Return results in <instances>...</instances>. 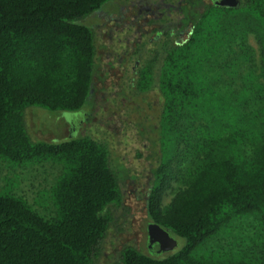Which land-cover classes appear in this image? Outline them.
Instances as JSON below:
<instances>
[{
    "label": "trees",
    "instance_id": "obj_1",
    "mask_svg": "<svg viewBox=\"0 0 264 264\" xmlns=\"http://www.w3.org/2000/svg\"><path fill=\"white\" fill-rule=\"evenodd\" d=\"M109 1L0 0V163L58 169L55 217L39 214L24 193H0V264H97L103 254L129 169L90 136L32 141L24 110L87 104L96 44L80 21ZM193 14L187 36L163 42L154 59L159 116L182 156V184L164 203L178 174L172 159L151 167L144 191L148 223L184 244L157 255L126 243L110 264H264V0H212ZM239 85L241 98L233 97Z\"/></svg>",
    "mask_w": 264,
    "mask_h": 264
},
{
    "label": "rangeland",
    "instance_id": "obj_2",
    "mask_svg": "<svg viewBox=\"0 0 264 264\" xmlns=\"http://www.w3.org/2000/svg\"><path fill=\"white\" fill-rule=\"evenodd\" d=\"M85 24L83 20L80 21ZM250 43L255 49V59L259 64L260 46L257 40L251 36ZM242 85H239V91L233 93V97L241 98ZM227 87L224 91L218 90L221 95L227 93ZM238 94V95H237ZM223 95V97H225ZM156 102L149 107L145 105L141 98L134 99L136 103L140 102L144 105L143 111L135 110L134 108L129 113L127 110L132 106V102L120 107L122 109L121 116L110 114L107 118V110L100 109L98 117L89 119L82 127V130L77 132L71 130V119L76 112H65L59 110H51L49 108L32 105L24 110V123L28 134L32 141H61L68 136H90L97 141L108 145L111 157L118 159L124 166L129 169V173L137 176L132 180L129 175L124 179L123 186L126 195L123 200V205L112 209L115 217L113 224L107 234L103 244V254L99 257L97 264H110L118 254V251L126 243L137 245L143 251H147V238L149 227L153 224L148 223L147 207L145 193L150 169L153 166L152 172L163 164L168 165L173 159V166L176 167V162L181 160L182 156L176 154V140L173 134H167V127L164 125L161 118L160 110L163 104V95L161 92H155L151 96ZM128 103V102H127ZM112 107V106H108ZM129 111V110H128ZM146 116V117H145ZM107 119V127L110 130V143L108 141V130L101 122ZM139 122L137 127L134 123ZM125 122V124L123 123ZM70 125V128H69ZM75 129V126H74ZM79 133V134H78ZM73 134V135H71ZM172 137V138H170ZM108 143V144H107ZM187 160L179 163L182 168L187 164ZM14 165V164H13ZM4 164L0 163V193L12 192L23 195L25 200L39 214L46 218H52L57 215L58 206L53 199L51 186L55 182L58 169L50 168V171L43 169H28L20 172L19 168L10 165V168H4ZM175 177H172L171 184L164 195V203H168L174 195L178 186L182 184V171L178 170ZM140 173V174H139ZM235 230H243L246 227L240 226ZM179 245L175 249H179L184 244V239L178 237ZM240 240V237L237 238ZM234 242L236 240L234 239ZM233 244V241H230ZM232 248V247H231Z\"/></svg>",
    "mask_w": 264,
    "mask_h": 264
},
{
    "label": "flooded vegetation",
    "instance_id": "obj_3",
    "mask_svg": "<svg viewBox=\"0 0 264 264\" xmlns=\"http://www.w3.org/2000/svg\"><path fill=\"white\" fill-rule=\"evenodd\" d=\"M210 1L111 0L84 17L82 20L85 24L94 30L96 62L88 102L83 108L74 111L73 131H81L86 121L98 117L100 109L107 110V118L111 113L126 110L120 105L130 102L134 107L127 112L130 113L133 108L143 111L144 105L141 101L136 103V98L143 99L145 105L152 107L156 100L151 96L160 91L156 75L157 62L154 61L159 47L167 40L177 43L187 36L194 21V9L202 10ZM151 79L152 86L145 88ZM107 122L106 119L101 123L108 130L110 143L111 132ZM134 124L137 127L139 122ZM151 175L150 169L145 184L147 187ZM129 177L132 180L137 178L132 174Z\"/></svg>",
    "mask_w": 264,
    "mask_h": 264
},
{
    "label": "water",
    "instance_id": "obj_4",
    "mask_svg": "<svg viewBox=\"0 0 264 264\" xmlns=\"http://www.w3.org/2000/svg\"><path fill=\"white\" fill-rule=\"evenodd\" d=\"M214 4L221 6H238L240 0H213ZM71 130L74 129L73 118L70 121ZM73 135V134H71ZM178 245V240L170 230L158 223L149 227L147 246L154 254H161L173 250Z\"/></svg>",
    "mask_w": 264,
    "mask_h": 264
}]
</instances>
